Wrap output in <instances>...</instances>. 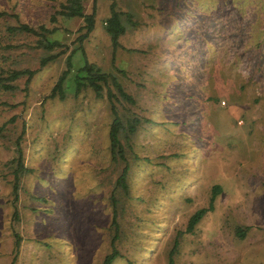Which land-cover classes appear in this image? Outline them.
Listing matches in <instances>:
<instances>
[{
	"label": "rangeland",
	"instance_id": "1",
	"mask_svg": "<svg viewBox=\"0 0 264 264\" xmlns=\"http://www.w3.org/2000/svg\"><path fill=\"white\" fill-rule=\"evenodd\" d=\"M110 1L94 0L80 46L134 98L115 101L123 122L140 118L120 135L127 190L114 191L120 254L111 264H167L175 238L173 264H264V0H112L125 27L114 50ZM63 3L0 0V264H100L109 249V194L123 162L110 159L104 90L74 93L78 49L64 97L48 96L68 50L6 29L42 25L47 39L76 47L82 19L59 14ZM91 6L82 1L84 12ZM24 68L34 70L27 82L7 78ZM16 140L27 171L13 201ZM212 184L211 208L185 230Z\"/></svg>",
	"mask_w": 264,
	"mask_h": 264
},
{
	"label": "trees",
	"instance_id": "2",
	"mask_svg": "<svg viewBox=\"0 0 264 264\" xmlns=\"http://www.w3.org/2000/svg\"><path fill=\"white\" fill-rule=\"evenodd\" d=\"M82 1L83 0H66V3H63L57 11L59 14L64 16H68V17L78 16L82 19V23L78 28L79 33H77V35L73 39V42L77 41L79 44L76 47H72L68 49L67 44H63L57 39H51V40L47 39L46 35H44L43 33L46 32L48 29L42 25L39 27V30L27 25L26 23L9 25L6 27V29L9 32H12L14 30H21L35 34L38 37L36 39V46H41L43 48H49V49L57 46L60 48L59 51H57L58 54L68 50L64 58V68L61 70L60 74L58 75L53 85L51 86L48 96L53 97L57 95L59 98L64 97L63 81L65 75L72 68L71 56L73 52H75V50L78 49L81 51L83 55V61L78 67L75 68L73 73L74 93L75 94L78 93L82 87H88L92 90L95 97H102L104 90V95L109 103V109L111 112V119L107 130L110 159L112 161H117L118 159H120L123 162L120 171L115 177L112 189L109 194L110 209H111L109 225L111 226L112 233L110 235L108 242L109 249L107 250V252L103 254L100 262V264H111L112 261L120 254L114 244V241L118 235V223L116 220L117 201L114 191L117 187H120L124 192H126L127 190L126 173H127L128 164L124 156V147L122 141L120 140V135H122L124 139H127L129 134L135 131L140 118L136 114H132L131 117H128V119L125 120V123L123 122L120 114L117 111L115 101L123 100L125 102L134 104V98L130 93H128L123 88V86L121 85V83L113 73L103 71L97 64L89 61L83 51V48L80 46L81 41L87 36L89 31L92 29L94 23V0H92V6L89 12L83 11ZM0 14H2L1 11ZM125 14H126V18L130 19V15H129L130 13L129 14L125 13ZM120 15L121 12L114 9V1L111 0L109 2V14L105 19L104 28L109 35V40L112 50H114L116 47L123 48V46H121L120 43L118 42V36L124 33L125 31V27L121 22ZM131 23L135 24V21L131 20ZM54 56L55 54H48L41 57L39 59V64L43 65ZM33 72H34L33 69H28V68L12 70L7 74V78L12 79L17 75L24 73L26 74L25 82H27ZM120 72H122V70ZM1 86L8 87L9 85L1 84ZM15 143H16L15 148L17 155L13 159L15 161V165L12 169L13 181H12L11 192H12L13 201L17 198L18 173L27 171V168L23 166L22 163L21 149L18 145V141L16 140ZM210 189H211L210 192L211 194L209 196L208 205L205 207L204 206L198 207L188 216L185 225V230L190 231L193 225L198 221L200 216L206 211V209L211 208L213 195L215 194V192H217L218 186L216 184H212ZM11 215L13 218L16 219L17 210L14 204L12 206ZM237 232H239L238 234H242V230L238 228H237ZM13 235L15 237L14 246L15 248H17L20 237L19 234H17L16 232H14ZM176 243L177 240L175 238L172 242L171 247L167 252V264H173L172 252L176 246Z\"/></svg>",
	"mask_w": 264,
	"mask_h": 264
},
{
	"label": "built area",
	"instance_id": "3",
	"mask_svg": "<svg viewBox=\"0 0 264 264\" xmlns=\"http://www.w3.org/2000/svg\"><path fill=\"white\" fill-rule=\"evenodd\" d=\"M238 122H240V120H238Z\"/></svg>",
	"mask_w": 264,
	"mask_h": 264
}]
</instances>
